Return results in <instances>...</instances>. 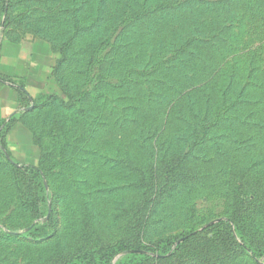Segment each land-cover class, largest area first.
<instances>
[{
    "label": "rangeland",
    "instance_id": "374dc122",
    "mask_svg": "<svg viewBox=\"0 0 264 264\" xmlns=\"http://www.w3.org/2000/svg\"><path fill=\"white\" fill-rule=\"evenodd\" d=\"M0 16V264H264V0Z\"/></svg>",
    "mask_w": 264,
    "mask_h": 264
},
{
    "label": "crops",
    "instance_id": "0c3cea01",
    "mask_svg": "<svg viewBox=\"0 0 264 264\" xmlns=\"http://www.w3.org/2000/svg\"><path fill=\"white\" fill-rule=\"evenodd\" d=\"M0 22H1V16H0ZM29 44V48L27 50H22V49H16L14 51V54L12 55V60H14L17 63H20L23 67V70L19 68H15L16 71H13L11 73H4V75L8 78H22V80H26L27 77L31 75L30 71H33L34 67L37 65L38 61H35L34 56L35 54H38L37 51V46L38 43L33 40V39H27V40H21V43H14L13 45H21L23 47V43ZM8 44L7 39H0V53L4 51V48ZM18 50V51H17ZM0 54V58L2 59V55ZM3 64H1L0 60V68L2 67ZM35 65V66H34ZM15 66V65H14ZM19 66V65H18Z\"/></svg>",
    "mask_w": 264,
    "mask_h": 264
}]
</instances>
